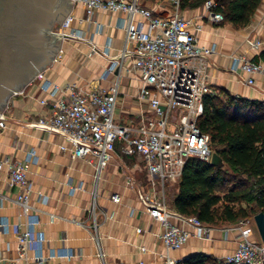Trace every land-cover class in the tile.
<instances>
[{
    "label": "built area",
    "instance_id": "2783aa9c",
    "mask_svg": "<svg viewBox=\"0 0 264 264\" xmlns=\"http://www.w3.org/2000/svg\"><path fill=\"white\" fill-rule=\"evenodd\" d=\"M183 0H168L172 6L169 16H155L151 9L143 7L138 0H73L81 4L86 13L85 22L93 23L96 11L121 12L126 15L122 24L125 30V47L118 58H112L102 79L119 70L118 80L108 88L84 89L76 83L63 86L45 81L42 91L49 98L41 100L47 113L31 123L33 128L50 134L60 135L65 144L62 151H69L72 159L82 160L95 168L96 181L110 164L120 146L123 156L134 157L143 164L144 182L137 184L127 179L131 188L140 187V202L149 216L160 224L158 234L168 252L186 246L192 237L209 239L212 228L197 217L183 216L170 206L168 192L179 182L188 159L194 157L211 163L213 152L210 138L198 127L203 114L204 98L214 91L209 83V58L216 52V46L199 45L197 32L189 29L190 22L181 15ZM214 1L205 3L209 18L224 22L221 13H215ZM141 17L142 20L137 18ZM74 16L70 14L55 29L62 34V41L77 40L91 43L82 30L74 29ZM250 47L256 52H264V39L250 40ZM93 46V50H96ZM62 49L55 61L62 54ZM109 57V51L104 52ZM231 71L248 75L249 86L256 85V76H264V62H253L246 57H233ZM54 61V62H55ZM130 62L128 68L125 63ZM125 68L141 83L138 99L145 102L148 111L138 117L133 125H122L115 120L118 104L119 82ZM17 95V94H16ZM7 128L5 111L0 114V131ZM40 163L36 150H29L23 159L7 157L0 160V172L8 175L10 187L15 190L14 203L24 222L11 225L7 218H0V232L11 230L17 237V256L4 259L0 264H46L49 260L75 257L72 250L58 254H44L45 233L41 230V212L32 204L33 183L27 174L34 165ZM75 193L81 189L73 182L68 183ZM42 201L46 197L40 196ZM6 199L5 196L1 198ZM120 203L118 194L111 197ZM3 205V204H2ZM237 232V248L220 260L221 264H264V243L252 240V230L248 222H241L229 231ZM137 229V232H141ZM97 256L102 264H107L98 238H94ZM141 252L146 248L141 247ZM140 264H143L141 262ZM163 264H185L170 255Z\"/></svg>",
    "mask_w": 264,
    "mask_h": 264
},
{
    "label": "crops",
    "instance_id": "0c3cea01",
    "mask_svg": "<svg viewBox=\"0 0 264 264\" xmlns=\"http://www.w3.org/2000/svg\"><path fill=\"white\" fill-rule=\"evenodd\" d=\"M138 2L151 9L155 16L172 13L168 0ZM180 11L190 22V31L195 33L201 27L197 32L200 46H216V52L209 58V83L213 91L226 89L234 96L264 100V76L257 75L256 85L252 87L245 81L247 74L231 71L232 58L236 56L264 62L261 59L255 61L261 52L250 47V40L264 39V0L252 22L244 28H236L225 21H212L205 4ZM71 14L75 18L73 28L84 31L92 42L62 41L63 52L58 60L23 92L12 97L5 110L7 128L0 131V160L7 157L23 159L31 149L36 150L40 157V163L32 166L27 177L34 186L32 204L41 212V230L46 237L44 254L49 255L52 251L58 254L68 249L75 254L71 260L58 257L46 264H102L94 238L99 239L107 264H163L167 255L182 261L196 254L222 260L237 248V232H226L227 228L236 225L214 227L209 239L192 237L182 249L168 252L158 236L160 224L149 216L140 202V187L127 185L128 178L137 184L144 182L141 160L121 155L118 146L110 164L96 181L95 168L82 160L72 159L69 151L60 149L65 144L62 136L31 126L47 113V107L41 104V100L49 98L42 91L45 81L60 86L76 83L89 90L108 88L118 80L119 70L106 80L102 76L112 58H118L125 47L126 34L122 24L126 15L98 10L89 25L85 22L86 13L81 4H74ZM137 19L142 20L141 17ZM93 46L97 49L93 50ZM106 51H109V57L104 54ZM129 65L130 62H126L125 68ZM125 68L119 82L115 120L122 125H133L140 114L148 111V106L138 99L141 83L132 74H127ZM69 181L76 186L81 185V189L73 193ZM174 186L176 192L177 185ZM175 192L172 197L168 192L170 200ZM15 194L7 173L0 172V218H7L11 225L24 222L14 203ZM114 194L120 196V203L111 200ZM41 195L46 197V201L40 199ZM3 196L6 199L1 200ZM137 229L142 231L139 233ZM17 247V237L12 230L0 232L1 258H15ZM141 247L146 248V252H141Z\"/></svg>",
    "mask_w": 264,
    "mask_h": 264
},
{
    "label": "trees",
    "instance_id": "16d2710c",
    "mask_svg": "<svg viewBox=\"0 0 264 264\" xmlns=\"http://www.w3.org/2000/svg\"><path fill=\"white\" fill-rule=\"evenodd\" d=\"M208 1L217 6L225 22L247 27L263 0H183L181 9L197 8ZM264 61V52L255 58ZM210 147L224 165L213 166L199 158L186 162L171 208L187 217H197L210 227L238 225L264 213V100L245 99L226 89L204 98L198 120ZM185 264H221L205 254H196Z\"/></svg>",
    "mask_w": 264,
    "mask_h": 264
},
{
    "label": "water",
    "instance_id": "95a60500",
    "mask_svg": "<svg viewBox=\"0 0 264 264\" xmlns=\"http://www.w3.org/2000/svg\"><path fill=\"white\" fill-rule=\"evenodd\" d=\"M73 5V0H0V114L53 64L62 49L55 29ZM211 165H224L217 153ZM254 222L264 243V213Z\"/></svg>",
    "mask_w": 264,
    "mask_h": 264
},
{
    "label": "rangeland",
    "instance_id": "374dc122",
    "mask_svg": "<svg viewBox=\"0 0 264 264\" xmlns=\"http://www.w3.org/2000/svg\"><path fill=\"white\" fill-rule=\"evenodd\" d=\"M169 192H170V196L172 197L173 193L175 192V186L174 185L170 188ZM248 223H249V227L251 228L252 233H253V235L251 236V239L252 240L256 239V241L260 243L261 238H260L259 232L257 230V227L255 225L254 219L253 218L250 219L248 221Z\"/></svg>",
    "mask_w": 264,
    "mask_h": 264
}]
</instances>
